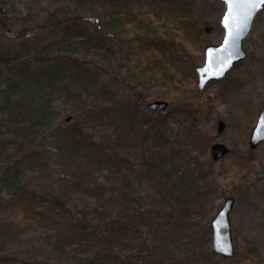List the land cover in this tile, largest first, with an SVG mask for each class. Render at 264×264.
I'll return each instance as SVG.
<instances>
[{
  "label": "trees",
  "instance_id": "16d2710c",
  "mask_svg": "<svg viewBox=\"0 0 264 264\" xmlns=\"http://www.w3.org/2000/svg\"><path fill=\"white\" fill-rule=\"evenodd\" d=\"M75 2L76 7L97 4L106 13L104 16L110 17L116 24L110 30L95 27L94 32H89L86 28L88 20L83 15L86 10L77 9L66 15L67 2L49 9L44 16L38 9L40 6L41 9H48L49 6L41 2L32 14H0V25L6 28V34L13 31V36L7 35L18 38L20 47L11 49L0 45V191L6 189L13 199L11 202L19 205L16 209L18 214L0 215V242L5 246L12 234L20 229L38 227L40 231L35 240L40 246L45 244L48 253L54 255L42 258V261L47 259L55 264H61L64 260L73 264H154L151 257L159 251L154 250L153 243L163 242L157 240V234L154 235L151 229L158 233L159 228L170 222L167 217L172 212L163 206L173 208L183 200L192 205L199 202L201 196L195 188L194 193L188 192V185L191 184V189L195 177L184 175L192 180L188 185L183 182V186L180 180L171 177L165 178V181L161 180L163 177H155L156 174L153 177L156 170L163 169L161 146L168 144L165 136L172 127L168 118L179 120L182 115V119L187 121L192 114L187 108L180 110V107H176L169 110V115L154 119L150 116L152 111L148 110L147 115L139 110L137 101L131 103V86L123 84L125 78H121L110 66L99 64L91 58L116 53L113 45L119 40V35H123L121 32L126 24H130L127 19L130 12L123 10L127 0ZM160 2L147 0L146 4L151 11L158 13ZM181 2L184 1L168 0V3ZM99 20L101 18L97 22ZM215 29H221L218 21ZM39 30L43 38L36 33ZM109 33H113V36ZM38 39L45 43L39 46L42 41L37 42ZM127 41L131 42V36ZM153 44L157 48L160 42L150 39L147 43ZM62 45H71V50L55 49V46ZM45 47L52 49L43 53ZM23 48L27 56L22 54ZM70 84L77 85L80 90L69 88ZM117 85L126 86L129 90V95L123 98L127 101H121ZM222 86L226 91L229 83ZM93 88L98 89L100 98L93 94ZM69 89L72 91L69 93L73 94L67 96ZM55 94L57 97L52 98ZM56 98L63 103L76 104L80 101L63 110L70 112L68 115L71 118L75 117L74 123L64 125L59 121L58 106L54 103ZM139 99L144 98L140 96ZM125 124L131 128V153L138 151V161L131 160L132 155L130 158L118 154L119 142L124 140L118 130L119 126ZM39 137L53 139L59 146L58 150L63 152L65 159L58 163L62 176L55 175V172L58 173L56 170L51 171L46 167L45 160H49V157L47 153L37 150L40 148L36 144ZM164 142L167 143L162 144ZM195 164L192 168L188 166L186 172L194 169L201 174L203 163ZM85 167L93 169L94 173L102 171V174L106 173L107 168L114 177H118L123 192H118L117 198L116 195L105 199L102 194L104 186L98 183L95 175L88 174ZM146 176L159 184L158 192L148 194L145 200L150 201L151 209L144 207L141 196L127 191L133 185V177L141 182ZM31 177H37L35 181L42 185L40 189L31 186ZM57 179L61 181L58 183L61 187L52 188ZM106 180L108 183L115 181L111 177ZM208 181H205V186ZM73 188L92 194L96 204L74 206L68 196V190ZM103 200H106L105 203ZM108 203L116 207L109 208L106 206ZM159 205L162 207H154ZM136 216H143L142 220H137L138 224L134 221ZM160 217L162 219L159 220ZM191 239L192 236H189L185 240L184 246L189 244V247L181 250L195 249ZM164 248L172 253L168 242ZM206 254L211 259L220 258L209 249H206ZM159 255L164 260L156 255V260L161 261L158 264H169L162 253ZM21 264L38 263L34 259H26Z\"/></svg>",
  "mask_w": 264,
  "mask_h": 264
},
{
  "label": "rangeland",
  "instance_id": "374dc122",
  "mask_svg": "<svg viewBox=\"0 0 264 264\" xmlns=\"http://www.w3.org/2000/svg\"><path fill=\"white\" fill-rule=\"evenodd\" d=\"M155 1L160 2V0ZM40 2L46 3L49 8L41 9L40 6L38 9ZM63 2H67L66 8L64 7L66 15L77 9L86 10L83 15L88 20L89 24L86 28L89 32H94L95 27L110 30V27L116 24L115 21L110 20V17L104 16L106 13L100 10L97 4L76 7L75 0H0V14L2 12L13 15L27 12L32 14L38 9V12L44 16L49 9L62 6ZM146 2L147 0H127L123 10L130 12L127 14L130 24H126L121 32L123 35H119V40L117 39L113 45L116 53L113 56H105L102 53L103 55L91 56V58L99 64L110 66L116 74L125 78L122 80L123 84L128 83L131 86V103L137 101L139 110L147 115H149L147 102L156 99L168 101L166 110L148 111L152 113L150 116L154 119L157 116L160 118L162 115H169V110L176 107H180V110L187 108L192 114L191 119L187 121L182 119V115L179 120L168 118V123L172 127L165 136L168 144H165L167 142L162 143L165 145L161 144L160 152L164 154L161 160L163 169L156 170L153 177L155 174L157 175L155 177H163L162 181L171 177L180 180L182 186L183 182L188 185L192 180L183 177L184 175L195 177L192 181V184H195L191 189V184L188 185V192L194 193L195 188L201 196L199 202H194L192 205L183 200L173 205V208L168 207L170 205L163 206L165 209H171L172 212L167 217L170 222L159 228L158 233L151 229L154 235L157 234V240L163 242V244L153 243L154 250L159 251L154 252L156 254L151 257L153 263L161 262L156 260V255L164 260L159 255L162 253L169 264H264V141L254 149H249L248 146L249 133L259 109L264 105V8L255 17L247 37L243 40V48L247 56L229 70L224 79L212 80L200 89L197 86L194 68L204 61V47L209 43H218L222 36L221 26V29L214 30V25L223 10L222 3L219 0H186L181 3H168V0H163L159 3L160 6H157L158 13H155ZM36 17L38 18L37 13ZM98 18H101L100 22H97ZM5 30L6 28L0 25V45L4 48H20L18 38L10 37L13 36V31L10 30L8 36ZM41 32V30L36 31L39 38H43ZM112 34L109 33L111 37ZM130 36L131 42H128ZM150 39L159 41L160 45L157 48L154 44L147 45ZM41 41L37 40V42ZM44 43L42 41L39 46ZM45 48L43 53L52 49V47ZM55 49L68 51L71 50V45L55 46ZM26 50L23 48L24 56H27ZM226 83H229V87L225 91L222 85ZM71 87L78 88L77 85L70 84L69 88ZM117 88L119 96H122L121 101H127L123 99L129 95L127 87L117 85ZM67 92V96L73 94L69 93L72 92L70 89ZM92 92L97 98L101 97L98 89L93 88ZM140 96L144 98L141 101ZM55 97L57 94L52 98ZM54 103L58 106L59 121L64 125L74 123L75 117L71 118L68 115L71 113L63 110L64 107L69 108L70 105H77L80 101L76 104L63 103L56 98ZM137 107L135 109H138ZM177 113L179 111L172 115ZM68 116L70 118L66 119ZM77 118L82 119L79 116ZM219 120L224 122L221 131H217ZM121 126L118 131L124 140L119 142L121 144L118 147V154L130 158L132 155L131 160L138 161V151L131 153V128L126 124ZM215 141L229 147V153L216 160L212 159L210 154V145ZM36 144L40 148L37 149L36 146L35 148L47 153L49 157V160L48 158L45 160L48 170H56L58 173L55 172V175L62 176L58 163L63 161L65 156L58 150L57 143L53 139L39 137ZM156 144L160 145L157 142ZM199 162L203 163L201 174L194 169H191L190 173L186 172L188 166L195 167V163ZM85 168L88 174L95 175L98 183L104 186L102 194L105 199L116 195L117 198L118 192H123L118 177H114L115 175L107 168L105 174H102V171L94 173L93 169ZM108 177L115 181L108 183L106 180ZM134 178L132 187L127 191H132L137 197L141 196L145 201L148 194L158 192L159 184L150 176H146L141 182ZM36 179L37 177L35 179L31 177L30 184L40 189L42 185L36 182ZM206 180H209L206 185L208 187L205 186ZM60 182L57 179V183L52 188L61 187L58 185ZM197 185H199L198 189ZM68 191L69 201L74 206L96 204L92 194L74 188ZM180 193H183V190H180ZM227 197L234 199L230 223L235 252L229 257L216 255L220 258L211 259L206 254V249L211 251L210 221ZM12 200L6 189L0 191V215L18 214L16 209L19 205L11 202ZM118 200L120 201L119 198ZM144 201V207L151 209L150 201ZM106 206L116 207L109 203ZM142 217H134L135 223L137 220H142ZM39 231L38 227L20 229L12 234L10 242L5 246L0 242V256H2L0 264H21L26 259H34L38 264L50 261L47 259L42 261V258L54 255L48 253L45 244L40 246L35 240ZM189 236H192L191 242L195 245V249L181 250L189 247V244L184 246ZM166 242L169 243L173 254L165 250ZM61 264H73V262L64 260Z\"/></svg>",
  "mask_w": 264,
  "mask_h": 264
},
{
  "label": "water",
  "instance_id": "95a60500",
  "mask_svg": "<svg viewBox=\"0 0 264 264\" xmlns=\"http://www.w3.org/2000/svg\"><path fill=\"white\" fill-rule=\"evenodd\" d=\"M224 3V10L220 18L223 34L219 43L208 44L204 49V62L195 67L197 86L202 89L209 80H218L225 76L227 71L247 55L242 46L243 39L248 35L256 14L264 5V0H255L252 7L246 0H220ZM7 34L8 31H7ZM166 100L156 99L147 103L149 110H164ZM68 116L66 119H69ZM224 127L222 120L218 121L217 131ZM264 140V106L258 112L254 125L248 138V146L254 149ZM229 152V148L222 142L210 145L211 157L216 160ZM234 199L227 197L221 207L216 211L210 221L211 225V250L223 257L234 254V245L231 237L229 214L233 208ZM44 264H54L45 262Z\"/></svg>",
  "mask_w": 264,
  "mask_h": 264
},
{
  "label": "snow or ice",
  "instance_id": "6c2138e0",
  "mask_svg": "<svg viewBox=\"0 0 264 264\" xmlns=\"http://www.w3.org/2000/svg\"><path fill=\"white\" fill-rule=\"evenodd\" d=\"M246 2H247L248 4H250L252 7H255V6H256V4H255V0H246Z\"/></svg>",
  "mask_w": 264,
  "mask_h": 264
},
{
  "label": "flooded vegetation",
  "instance_id": "af4514ba",
  "mask_svg": "<svg viewBox=\"0 0 264 264\" xmlns=\"http://www.w3.org/2000/svg\"><path fill=\"white\" fill-rule=\"evenodd\" d=\"M183 1H184V0H183ZM219 1H220V0H219ZM220 2H221V1H220ZM221 3H222L223 8H224V3H223V2H221ZM263 8H264V6H263ZM263 8H262V9H263ZM262 9H261V10H262ZM261 10H260V11H261ZM222 11H223V10H222ZM260 11H259V12H260ZM221 15H222V13L219 15V19H220Z\"/></svg>",
  "mask_w": 264,
  "mask_h": 264
}]
</instances>
